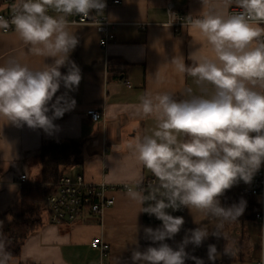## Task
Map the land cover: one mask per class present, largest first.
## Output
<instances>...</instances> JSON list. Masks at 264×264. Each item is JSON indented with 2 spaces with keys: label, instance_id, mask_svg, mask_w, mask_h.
Returning <instances> with one entry per match:
<instances>
[{
  "label": "clouds",
  "instance_id": "1",
  "mask_svg": "<svg viewBox=\"0 0 264 264\" xmlns=\"http://www.w3.org/2000/svg\"><path fill=\"white\" fill-rule=\"evenodd\" d=\"M224 2L238 11L206 10L186 18L211 54L198 49L188 56V65L182 56L170 62L178 73L194 78L197 86L211 85L212 94L195 95L188 88V98L178 100L169 92H146L135 107L137 115L156 122L150 135L137 136L130 144L136 161L155 180L144 188V178L139 177L127 196L139 206L138 213L162 223L143 229L144 238L156 246L141 251L135 241L132 264H185L186 260L205 264L186 248L201 247L210 235L227 240L225 224L237 221L247 202L241 198L225 206L220 197L240 181L250 184L264 163V0ZM202 3L207 6L209 0ZM105 8V0H16L10 20L0 16V29L12 26L33 55L53 58L40 69L15 58L0 66V119L53 134L58 127L54 120L75 108L76 100L68 93L77 90L82 80L81 69L70 59L79 39L69 31L67 18H89L103 14ZM65 66L67 72L62 74ZM61 85L66 91L57 96ZM184 207L213 217L216 223L211 231L207 224L188 229L173 248L166 241L175 238L185 221L167 210ZM235 254L227 244L222 252L216 244L207 245L211 264ZM10 260L0 232V264Z\"/></svg>",
  "mask_w": 264,
  "mask_h": 264
},
{
  "label": "crops",
  "instance_id": "2",
  "mask_svg": "<svg viewBox=\"0 0 264 264\" xmlns=\"http://www.w3.org/2000/svg\"><path fill=\"white\" fill-rule=\"evenodd\" d=\"M109 1L112 0H105ZM167 2L174 5L179 15L193 18L206 10L227 14L230 7L235 6L226 5L224 0H209L207 6H203L202 0H119L107 8V15L115 25L112 29L114 41L105 48L99 46L100 37L93 27L69 25V31L79 39L70 59L82 72L78 89L68 93L76 100L75 108L54 120L58 127L52 135L26 125L18 128L0 119V212L15 202L24 183L19 181L21 174L26 175L25 182L37 178L40 172L37 154L45 140L80 142L82 162L66 173L81 174L88 182L136 185L139 177L152 175L139 165L130 147L137 136L150 135L156 123L151 117L135 113L139 97L146 92H169L179 100L188 98V88L195 95L210 96L213 92L211 85L197 86L194 78L178 73L170 63L174 57L182 56L188 65L191 63L188 56L198 49L202 54L211 53L191 25L174 27L168 24ZM12 58L32 69L53 63L51 57L33 55L14 31L5 33L0 29V66ZM60 71L66 74L67 67ZM65 91L61 85L56 95ZM89 109L100 110L101 119L93 121L87 114ZM227 194L239 195L233 187ZM109 195L114 197V203L100 220L92 218L55 225L48 223L44 216L42 225L28 236L9 264H132L130 258L137 247L135 241L141 251L151 245V241L144 238L143 229H155L162 222L155 216L138 213L139 206L129 199L127 191H113ZM242 197L261 202L259 197ZM220 200L223 204L224 196ZM262 207L264 212V198ZM167 211L173 216H182L185 221L175 238L166 241L173 248L188 229L207 224L211 231L216 223L215 218L196 209L184 207ZM224 232L230 246L241 250L235 254H242L238 260L245 258L242 253L245 251L247 258L256 264L260 261L264 223L254 217L244 224H225ZM94 238H101L109 249L102 252L91 247ZM208 244H216L222 252L226 240L210 235L201 247L188 245L186 251L209 263Z\"/></svg>",
  "mask_w": 264,
  "mask_h": 264
},
{
  "label": "built area",
  "instance_id": "3",
  "mask_svg": "<svg viewBox=\"0 0 264 264\" xmlns=\"http://www.w3.org/2000/svg\"><path fill=\"white\" fill-rule=\"evenodd\" d=\"M16 0H0V16L5 19L11 18L13 15L12 7ZM110 3H119V0H112L106 3L103 14H93L89 18L81 16H69V25H85L91 26L99 34V46L105 48L114 41V33L112 31L115 23L111 21L107 15V8ZM238 11L235 6L230 7L227 14H233ZM166 12L168 15V24L178 27L181 25H191L187 17L179 15L171 2L166 3ZM50 15H56L52 10ZM175 16V18H173ZM264 26V25H263ZM8 33L14 31L10 26L8 29H1ZM87 114L93 121H98L102 117V112L97 109H89ZM26 175L19 176L20 182L26 181ZM153 175L144 178L143 187H147L150 181H154ZM55 191L45 198L47 207L46 220L48 223L55 225L73 224L78 220H90L92 218L100 220L106 209L114 203V197L109 195L113 191H128L129 188H135L136 185H110L107 183H92L84 179L81 174L70 175L64 173L60 175L53 183ZM233 188L237 194L247 197H259L261 200L260 210L256 213L255 218L264 223V212L262 201L264 198V166L254 175L250 184L240 181ZM91 247L106 252L109 245L102 241L101 238H94L90 242ZM262 257L257 264H264V240L262 241Z\"/></svg>",
  "mask_w": 264,
  "mask_h": 264
},
{
  "label": "trees",
  "instance_id": "4",
  "mask_svg": "<svg viewBox=\"0 0 264 264\" xmlns=\"http://www.w3.org/2000/svg\"><path fill=\"white\" fill-rule=\"evenodd\" d=\"M37 161L40 165L37 178L24 182L13 205L0 212V232L6 239V250L11 253V257L19 254L23 242L44 222V216L47 214L45 198L55 191L53 183L60 175L82 162V145L77 141L45 140L37 154ZM241 198L247 202L243 215L237 221L226 224H244L259 211L260 201L255 202L241 195L232 196L227 194V191L222 205L230 206ZM241 256L242 254L222 256L215 264H232ZM185 264L195 262L186 260Z\"/></svg>",
  "mask_w": 264,
  "mask_h": 264
},
{
  "label": "rangeland",
  "instance_id": "5",
  "mask_svg": "<svg viewBox=\"0 0 264 264\" xmlns=\"http://www.w3.org/2000/svg\"><path fill=\"white\" fill-rule=\"evenodd\" d=\"M228 231H229V230H228ZM228 231H227V232H228ZM226 244H227V245H230V240H229V239L226 240ZM238 249H239V248H238ZM239 252H241V250H238V251H237V250L235 249V253H239ZM243 252H244V256H245V258H244L243 260H241V261L237 259V260H236L235 262H233L232 264H256L255 261L251 260L249 257L247 258V254L245 253V251H242V253H243Z\"/></svg>",
  "mask_w": 264,
  "mask_h": 264
}]
</instances>
